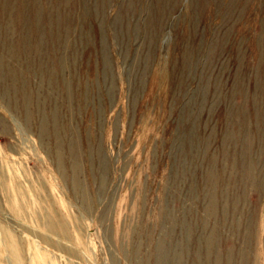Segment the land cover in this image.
I'll return each instance as SVG.
<instances>
[{
	"label": "rangeland",
	"instance_id": "obj_1",
	"mask_svg": "<svg viewBox=\"0 0 264 264\" xmlns=\"http://www.w3.org/2000/svg\"><path fill=\"white\" fill-rule=\"evenodd\" d=\"M0 264H264V0H0Z\"/></svg>",
	"mask_w": 264,
	"mask_h": 264
}]
</instances>
